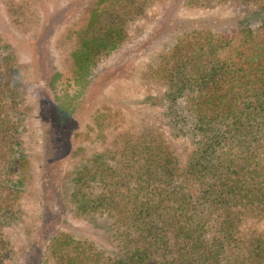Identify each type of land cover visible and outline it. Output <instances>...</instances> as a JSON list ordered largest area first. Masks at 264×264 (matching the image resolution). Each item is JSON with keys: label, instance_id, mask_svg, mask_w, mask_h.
I'll use <instances>...</instances> for the list:
<instances>
[{"label": "trees", "instance_id": "1", "mask_svg": "<svg viewBox=\"0 0 264 264\" xmlns=\"http://www.w3.org/2000/svg\"><path fill=\"white\" fill-rule=\"evenodd\" d=\"M149 2L96 0L76 31L75 73L118 49ZM184 2L232 9L174 23L173 45L149 71L141 125L107 142L109 121L97 122L106 145L74 171L68 199L108 240L58 233L48 245L54 264H264V0ZM5 45L0 39V255L12 252L4 229L17 216L28 162L22 118L11 116L17 69Z\"/></svg>", "mask_w": 264, "mask_h": 264}, {"label": "rangeland", "instance_id": "2", "mask_svg": "<svg viewBox=\"0 0 264 264\" xmlns=\"http://www.w3.org/2000/svg\"><path fill=\"white\" fill-rule=\"evenodd\" d=\"M95 1L0 0V39L17 69L19 103L11 116L22 118L18 130L28 157L17 216L4 229L12 252L0 255V264H54L48 245L58 233L107 242V228L75 215L68 199L74 171L106 145L97 122L109 121L101 128L107 142L141 125L152 100L144 99L149 71L173 45L174 23L221 19L232 9L223 2L200 7L151 0L130 24L124 43L97 55L83 76L74 71L71 51Z\"/></svg>", "mask_w": 264, "mask_h": 264}]
</instances>
